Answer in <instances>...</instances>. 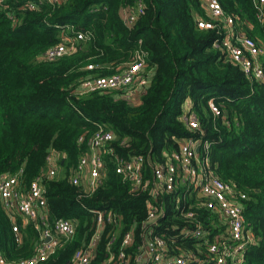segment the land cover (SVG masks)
<instances>
[{"label":"trees","instance_id":"obj_1","mask_svg":"<svg viewBox=\"0 0 264 264\" xmlns=\"http://www.w3.org/2000/svg\"><path fill=\"white\" fill-rule=\"evenodd\" d=\"M29 1L35 3L34 9L28 7ZM218 1L224 13L264 48V20L258 18L253 0ZM138 3L142 13L132 24L126 23L125 14ZM204 6V0H3L0 4V177L17 174L23 189L39 178L48 224L63 218L75 230L40 264H66L91 234L96 210L117 219L104 224L101 250L108 232L121 236L132 221L146 215L147 195L130 192V183L115 172L109 155L93 192L71 182L99 125L113 132L111 146L125 158L141 154L152 162L162 161L164 151L178 149L188 138L207 141L203 154L213 173L245 194L240 200L245 228L255 242L245 248L240 264H264V55L262 79L246 77L223 50L214 47L224 32L222 24L213 29L197 26L199 17L209 20ZM78 32L86 37L68 53L53 61L42 58L49 47ZM136 53L144 60L143 73L152 69L138 103L124 89L81 93L83 80L122 71ZM88 64L95 67L87 69ZM210 99L218 105V115L211 112ZM186 100L198 120L197 129H189L181 118ZM81 135L84 139L79 142ZM123 140L127 142L121 144ZM52 150L64 156L58 174L50 177L47 156ZM150 171L145 164L147 176ZM198 198L192 183H178L160 194L157 201L164 215L157 231L172 243L173 254L192 253L189 264H215L205 260V240L224 233L226 226L199 206ZM187 209L197 212L204 232L201 239L180 234L184 225L195 224L180 215ZM14 222L20 241L0 199V255L7 264L29 257L38 240V220L16 215ZM104 259L99 252L91 264Z\"/></svg>","mask_w":264,"mask_h":264},{"label":"built area","instance_id":"obj_2","mask_svg":"<svg viewBox=\"0 0 264 264\" xmlns=\"http://www.w3.org/2000/svg\"><path fill=\"white\" fill-rule=\"evenodd\" d=\"M54 3L58 0H47ZM3 0H0L2 4ZM257 7L258 18L264 20V0H253ZM205 16L199 17L197 26L204 29H213L222 24L224 32L221 39L214 41V47L223 50L228 60L238 66L243 74L251 79H262L264 48L259 46L255 39L245 34L238 27L232 16L224 13L218 0H204ZM28 7L35 8V3L29 1ZM142 13V6L138 3L127 11L124 21L132 24ZM86 34L78 32L74 37H66V42L57 43L49 47L42 58L53 61L68 53L75 42L83 40ZM95 67L88 64L87 69ZM144 60L140 53L134 55L132 61L120 72L109 76H96L82 81L81 93L97 90H134L144 87L148 82L147 76L142 74ZM128 93V92H127ZM190 103V102H189ZM208 106L213 115L220 113L218 105L210 99ZM189 108V107H188ZM182 120L189 129L198 128L195 114L188 111L182 114ZM81 135L78 141H83ZM114 135L111 130L99 125L87 141L88 150L81 155L71 177L73 184H83L84 191L91 193L99 185L103 176L104 157L109 155L114 163L115 172L130 183V192L134 195L146 194L147 212L140 221L134 220L130 228L119 236L116 232H108V238L103 249L98 248L103 226L105 223H117L112 213L101 210L94 211L95 223L89 237L83 246L73 252L66 264H91L99 252L105 254L100 264H189L191 252L179 251L173 254L163 234L157 229L160 218L164 215L162 204L157 198L162 193L174 189L175 185L192 183L199 193L198 205L210 210L221 218L226 226L224 233H216L212 239L205 240V260L215 264H240L244 250L253 244L254 238L245 228V219L242 213L240 200L245 194L238 192L234 187L217 177L210 166L208 157L203 154L208 149V142L188 138L182 141L176 150L164 151L163 160L152 162L148 156L141 154L125 158L114 152L111 146ZM127 140L120 143L125 144ZM197 148L199 150L197 151ZM63 154L50 151L47 156L50 177L58 174V162ZM153 163V164H152ZM145 164L151 166L150 175L145 174ZM0 199L4 210L13 222L12 231L16 240L20 241L19 226L14 222L16 215L22 216L25 221L38 220L35 225L38 231V240L35 241L33 252L29 257L18 259L15 264H40L46 262L55 254L57 248L74 235V225L67 219L58 218L47 222L46 200L40 179L31 181L23 189L18 175H2L0 177ZM180 215L190 221H195L194 227L184 225L180 231L182 237L192 236L201 239L204 232L201 223L197 220V212L192 209L180 211ZM119 240L116 248L114 243ZM172 247V246H171ZM173 248V247H172ZM174 249V248H173ZM176 250V249H174ZM201 252V250H199ZM198 261L199 259H195ZM0 264H7L0 255Z\"/></svg>","mask_w":264,"mask_h":264},{"label":"crops","instance_id":"obj_3","mask_svg":"<svg viewBox=\"0 0 264 264\" xmlns=\"http://www.w3.org/2000/svg\"><path fill=\"white\" fill-rule=\"evenodd\" d=\"M141 73L144 74V73H143V70H142ZM151 74H152V69L145 73V75L147 76V79H148V80H149ZM148 84H149V81L145 84L144 87H146ZM144 87H137V88H134V90L127 91V92H128V96H130V99H132L135 103H138L140 92L143 91ZM212 100H213V99H212ZM188 107H189V108H188ZM190 107H191V105H190L189 101L186 100V101L183 103V105H182V110H183V111H182V114L184 115L185 113H187L188 111H190ZM191 111H192V110H191ZM193 113H194V112H193ZM181 117H182V116H181ZM201 141H203V140H201ZM208 145H209V143H208ZM198 150H199V148H198ZM206 156H207V155H206ZM207 157H208V156H207ZM60 160H61V159H60ZM208 160H209V158H208ZM209 163H210V160H209ZM210 166H211V164H210Z\"/></svg>","mask_w":264,"mask_h":264},{"label":"water","instance_id":"obj_4","mask_svg":"<svg viewBox=\"0 0 264 264\" xmlns=\"http://www.w3.org/2000/svg\"><path fill=\"white\" fill-rule=\"evenodd\" d=\"M197 151H198V148H197Z\"/></svg>","mask_w":264,"mask_h":264}]
</instances>
